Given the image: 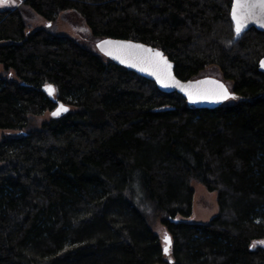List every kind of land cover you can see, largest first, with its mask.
Masks as SVG:
<instances>
[{"label":"trees","instance_id":"trees-1","mask_svg":"<svg viewBox=\"0 0 264 264\" xmlns=\"http://www.w3.org/2000/svg\"><path fill=\"white\" fill-rule=\"evenodd\" d=\"M232 2L0 10V130L15 132L0 139V264H264V33L237 34ZM69 12L92 47L57 32ZM29 13L47 25L28 31ZM104 38L161 50L181 80L215 68L234 98L189 106L98 53ZM193 184L217 194L206 224L178 218L192 214Z\"/></svg>","mask_w":264,"mask_h":264},{"label":"water","instance_id":"water-1","mask_svg":"<svg viewBox=\"0 0 264 264\" xmlns=\"http://www.w3.org/2000/svg\"><path fill=\"white\" fill-rule=\"evenodd\" d=\"M235 3L236 0H233L231 6V18L235 27L237 28L236 21L233 19V15H232L233 6L235 5ZM242 11L243 9L237 8V15L241 16L240 31H246L251 28H254L257 31L264 33V14L258 13L257 16H253L245 20L241 15ZM120 42H123V44L139 45L143 47L138 49H133L136 55L130 57L122 53L121 51L122 44ZM95 48L98 51V53H100L102 56L106 57L110 61L114 62L115 64L153 82L159 91L164 93H177L181 95L186 100L187 104L194 108L214 109L220 106L221 104H223L224 102H226L227 100L234 98V95L230 91L228 86L218 78L202 77L195 80L179 79L174 72L175 69L174 63L161 50L146 45L142 42L127 40V39L104 38L96 42ZM149 49L152 51L151 52L146 51ZM156 52H159L161 54L160 57L155 56ZM109 53H111V55H109ZM140 57H152L154 60L159 61L161 64H163L164 61L167 62V65L169 67H167L166 71L160 73L161 80H158L157 75L154 74V66L151 64H145L139 62ZM122 59L124 60L123 63L121 62ZM262 62H264V57L259 61L258 64V70L264 73V66H262ZM162 80L164 82H162ZM165 84L167 86H165ZM221 85L223 86V89L227 90L228 95L226 98H224L221 95V93L223 92V89L220 87ZM49 86L51 85L44 86L42 88V91L48 96L49 99L56 102L54 99V93H50L48 90ZM64 109L67 108L62 103H58V106L55 111L61 112Z\"/></svg>","mask_w":264,"mask_h":264},{"label":"rangeland","instance_id":"rangeland-1","mask_svg":"<svg viewBox=\"0 0 264 264\" xmlns=\"http://www.w3.org/2000/svg\"><path fill=\"white\" fill-rule=\"evenodd\" d=\"M21 0H8L7 3H0V10L13 9L20 5ZM28 23V31H33L39 27L46 26L47 23L34 14L24 15ZM57 32L62 35H68L81 41L86 47H92L94 40L91 38V33L86 24L74 13H65L59 17L56 24ZM205 77H219L218 71L215 68H209L204 75ZM42 119V118H41ZM40 119V120H41ZM15 132L0 130V139L3 137L14 136ZM193 198H192V214L190 217H178L181 221L187 223L206 224L218 213L217 194L209 192L201 184H193ZM154 230L157 226H153ZM161 234V229L158 230ZM163 235V234H161ZM162 244L165 247L164 237H162Z\"/></svg>","mask_w":264,"mask_h":264},{"label":"snow or ice","instance_id":"snow-or-ice-1","mask_svg":"<svg viewBox=\"0 0 264 264\" xmlns=\"http://www.w3.org/2000/svg\"><path fill=\"white\" fill-rule=\"evenodd\" d=\"M8 0H0V3H7ZM237 8H241L243 9L241 15L243 17V19L247 20L248 18H251L253 16H257V14H264V0H236L235 5L233 6V19L236 21L237 24V34H239L240 32V28H241V16L237 15ZM122 44V48L121 51L124 55L126 56H135L136 53L133 51V49H138V48H142L143 46H139V45H130V44H123V42H120ZM148 52H151L152 50H146ZM109 55H111V53H109ZM160 53L156 52L155 56L156 57H160ZM121 62L123 63L124 60L122 59ZM139 62L141 63H145V64H151L154 66V74L157 75V79L161 80V72L166 71L167 67H169L167 65V62L164 61L163 64H161L159 61L154 60L152 57H140ZM134 66V65H133ZM262 66H264V62H262ZM143 70V69H142ZM162 82H164L162 80ZM165 86H167L165 84ZM223 89V86H220ZM50 93H54V89L49 86L48 88ZM191 95V94H190ZM221 95L226 98L228 93L226 89H223V92L221 93ZM63 107V106H61ZM66 111V109H64ZM53 115H56V113H53ZM164 243H165V248H164V252L165 254L169 253V247L171 245V237H169L167 234L164 235Z\"/></svg>","mask_w":264,"mask_h":264}]
</instances>
